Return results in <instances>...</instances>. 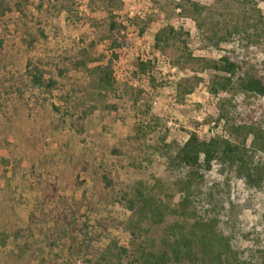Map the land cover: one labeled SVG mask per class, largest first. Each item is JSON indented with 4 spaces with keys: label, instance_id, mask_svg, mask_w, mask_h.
<instances>
[{
    "label": "rangeland",
    "instance_id": "obj_1",
    "mask_svg": "<svg viewBox=\"0 0 264 264\" xmlns=\"http://www.w3.org/2000/svg\"><path fill=\"white\" fill-rule=\"evenodd\" d=\"M44 1L42 11L47 5L49 13L46 19L40 18L43 35L37 32L40 41L35 47L24 50L21 65L27 57L47 63L44 67L50 69L59 83L54 103L60 109L59 114L67 115L65 121L58 117V128L45 136L46 159L41 162L43 168L39 175L38 171L30 172L21 150L12 151L11 147L0 144V264H10L15 259L12 255L21 251L25 240L33 252L42 255L37 251L38 246L44 244L42 235L35 232L33 239H22L17 231L28 225L29 213L41 192V181L51 179L54 173H61L63 192L67 196L78 199L83 191L86 192L93 205L91 208L84 206L81 213L90 220L110 215L122 221V225L112 231L110 239L102 243L105 251L113 242L120 247L129 245L126 226L131 215L120 203L121 197H132L139 191L159 205L161 202L174 211L179 209L184 196L182 188L188 184L189 175L185 170H173L164 153L168 148L181 146L190 134L205 141L214 137L244 147L255 154V162L264 164V155L254 151L251 136L243 140L247 134L244 126H264V96L244 92L236 78L225 91L212 93L214 72L189 61L173 46H155V33L170 25L190 33L193 57H215L212 51L198 48L200 29L192 18L180 15L176 4L182 0ZM191 1L211 8L201 15V20L208 17L204 31L209 28L210 20L225 18L228 24H234L240 14L250 17L246 31L234 35L232 43L222 44L221 48L240 49L237 51L246 62L245 68L254 67L264 74V53L256 43H251L264 42V26L256 29L251 26L252 16L259 15L264 21V0ZM108 11L122 27L125 26L120 35L114 37L119 40L123 36L122 41L127 46L110 47L111 41L106 39ZM219 13L224 17L218 16ZM31 23L37 26L35 20ZM141 28L144 29L142 34L139 33ZM257 35L261 37L256 38ZM112 53L117 55L116 59L112 60ZM148 56L168 58L169 65L157 66L147 59ZM109 60L114 80L110 87H103L98 82L96 66L105 65ZM141 62L149 64V73L140 72L137 64ZM172 68L175 71L172 72ZM65 95L71 96L68 104L63 100ZM82 109L86 110L87 117L84 130L79 134L70 122H74L73 117ZM169 121L170 126L167 125ZM82 162L86 170L81 169ZM75 169L80 172L83 185L69 183ZM219 170L215 164L210 171L201 170V177L191 182V191L196 196L187 212L189 222L209 215L205 193L213 182L222 180ZM98 191L103 193L101 197ZM231 199L241 209L236 220L239 231L232 242V250L241 260L261 264L264 193L247 190L236 177L232 180ZM180 217L176 213L166 215L161 223L148 220L142 234L158 245L164 230ZM250 247L263 250V256L252 257L247 251ZM53 252L59 258L63 256L58 249ZM112 262L123 264L126 260L118 263L112 258ZM71 264L93 263L79 257Z\"/></svg>",
    "mask_w": 264,
    "mask_h": 264
},
{
    "label": "trees",
    "instance_id": "obj_2",
    "mask_svg": "<svg viewBox=\"0 0 264 264\" xmlns=\"http://www.w3.org/2000/svg\"><path fill=\"white\" fill-rule=\"evenodd\" d=\"M45 4L44 0H0V144L11 147L12 151L21 150L27 160L28 169L33 173L38 171L37 175L43 168L41 162L46 159L45 136L58 128V117L65 121L67 115L59 114L60 109L54 103V93L59 89V83L52 76L50 69L44 67L47 63L38 58L27 57L21 65L24 50L35 47L36 42L40 41L36 36L37 32L40 36L43 35L40 18L46 19V13H49L47 5L42 11ZM176 6L180 9V15L192 18L200 29L198 48L212 51L215 57H193L189 46L192 41L190 33L170 25L155 33V46H173L189 61L214 72V78L211 80L212 93L225 91L233 78H236L244 92L264 96V74L254 67L245 68L246 62L237 51L240 49L221 48L222 44L232 43L234 35L246 31L250 17L240 14L234 24H228L225 18L215 22L210 20L209 28L204 31L203 25L208 17L201 20V15L203 11L210 10V7L191 0H182ZM107 13L109 21L106 39L111 41L110 47L127 46L128 44L122 41L123 36L119 40L114 37L120 35L125 26L122 27L110 11ZM220 15L223 16L222 13L218 16ZM251 19L252 28L264 26L261 16H252ZM33 20L36 27L31 23ZM143 31L141 28L139 33L142 34ZM260 35L256 38H260ZM251 43H256L264 53V42ZM116 58L117 55L112 53V60ZM111 63L109 60L105 65L96 66L98 82L103 87H110L114 80ZM137 65L141 73H149L148 63L141 62ZM63 100L68 104L71 96L65 95ZM55 113L57 115H53ZM86 117L87 112L82 109L73 117L74 122H70L79 134L84 130ZM243 128L247 132L243 140L250 135L254 151L264 155V126L250 124ZM164 155L173 170H185L189 175L188 184L182 188L184 196L179 202V209L174 211L161 202L159 205L139 191L132 197H121L120 203L126 206L131 215L126 226L130 237L128 247H120L113 242L107 245L104 251L102 243L110 239L112 231L117 230L122 221L110 215L90 220L87 215L81 213L84 206L91 208L93 205L86 192L83 191L78 199L67 196L63 192L65 186L60 179L61 173H54L51 179L39 180L41 192L29 213L28 225L17 231L18 237L22 239H33L35 232L42 235L44 244L37 248L38 253L41 252L42 255L33 252L25 240L21 251L12 255L15 259L10 264H34L33 259L37 261L35 264H71L79 257L93 264H114L112 258L118 263L125 259L123 264H252L238 258L232 250V242L239 231L236 220L241 211L231 199L232 180L237 177L247 190L264 193V164L255 162V154L248 152L244 147L240 148L214 137L205 141L196 134H190L181 146L168 148ZM82 164L81 169L86 170L84 162ZM215 164L218 165L223 178L213 182L205 193L210 206L207 211L209 215L189 222L187 212L192 198L196 196L191 191V182L200 176L201 170L210 171ZM101 179L107 182L105 176ZM69 183L83 185L85 182L81 179L80 172L75 169L73 179ZM97 195L101 197L103 193L98 191ZM176 213L180 214V220L164 230L158 245L153 239L144 237L143 225L148 220L161 223L166 215ZM221 215L223 218H220ZM34 242L38 245L36 240ZM56 249L61 251V258L53 252ZM247 251L254 258L256 255L263 256L261 249L250 247ZM19 258L21 260H18ZM261 264H264V257Z\"/></svg>",
    "mask_w": 264,
    "mask_h": 264
},
{
    "label": "built area",
    "instance_id": "obj_3",
    "mask_svg": "<svg viewBox=\"0 0 264 264\" xmlns=\"http://www.w3.org/2000/svg\"><path fill=\"white\" fill-rule=\"evenodd\" d=\"M147 59H148V60H152V62H154L157 66H160V65H163V66H164V65H169V60H168V58H164V57L159 58V57H156V59H153L151 56H148ZM144 61H147L146 58H145ZM171 71H172V72L175 71V68H172ZM197 120H198V121H201L199 117L197 118ZM171 124H172V123H171L170 121L167 122V125H168V126H170Z\"/></svg>",
    "mask_w": 264,
    "mask_h": 264
}]
</instances>
